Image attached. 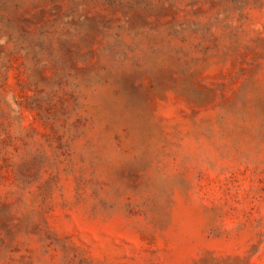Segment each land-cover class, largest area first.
<instances>
[{
    "label": "rangeland",
    "instance_id": "rangeland-1",
    "mask_svg": "<svg viewBox=\"0 0 264 264\" xmlns=\"http://www.w3.org/2000/svg\"><path fill=\"white\" fill-rule=\"evenodd\" d=\"M0 264H264V0H0Z\"/></svg>",
    "mask_w": 264,
    "mask_h": 264
}]
</instances>
